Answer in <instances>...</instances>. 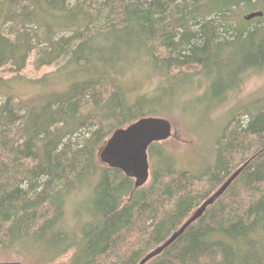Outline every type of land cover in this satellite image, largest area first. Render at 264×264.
<instances>
[{"label": "trees", "instance_id": "16d2710c", "mask_svg": "<svg viewBox=\"0 0 264 264\" xmlns=\"http://www.w3.org/2000/svg\"><path fill=\"white\" fill-rule=\"evenodd\" d=\"M32 56L55 69L24 77ZM263 68L264 0H0V261L138 264L245 164L144 264H264V94L229 114L199 174L163 141L138 188L97 156L142 117L192 127Z\"/></svg>", "mask_w": 264, "mask_h": 264}, {"label": "rangeland", "instance_id": "374dc122", "mask_svg": "<svg viewBox=\"0 0 264 264\" xmlns=\"http://www.w3.org/2000/svg\"><path fill=\"white\" fill-rule=\"evenodd\" d=\"M252 19L254 22L255 19ZM33 58L32 56L27 61L26 67L21 72L24 77H40L44 73L55 69V67L50 66L38 70L34 68ZM202 85V81L196 80L192 91H196ZM150 86L153 85L151 84ZM263 94L264 68L261 70H247L240 76L237 87L229 91L224 104L216 111L212 112L209 116L202 114L201 111L188 116L189 121H192V127H188L181 120L169 119L172 123V133L167 140L163 141L167 152L176 158L182 169L188 170L193 174H199L210 163L211 156L209 155V151L213 140L221 133L224 126H228L229 114ZM186 98L187 96L184 97V99ZM236 120H244V117L239 115ZM231 125L229 124V126ZM12 257L13 261L25 262L15 255ZM71 259V255L68 254L50 264H70Z\"/></svg>", "mask_w": 264, "mask_h": 264}, {"label": "water", "instance_id": "95a60500", "mask_svg": "<svg viewBox=\"0 0 264 264\" xmlns=\"http://www.w3.org/2000/svg\"><path fill=\"white\" fill-rule=\"evenodd\" d=\"M262 16L261 11H252L244 15L250 20ZM172 123L168 118L160 116H146L137 119L129 125L115 129L99 148L97 156L100 163L111 168L121 170L126 176L134 180V188L141 187L149 179L148 148L154 142H162L171 136ZM243 164L192 214L182 226L161 246L153 249L138 264L158 254L172 239L178 236L185 227L194 221L211 204L236 177ZM0 264H28L22 261H0Z\"/></svg>", "mask_w": 264, "mask_h": 264}, {"label": "bare ground", "instance_id": "6f19581e", "mask_svg": "<svg viewBox=\"0 0 264 264\" xmlns=\"http://www.w3.org/2000/svg\"><path fill=\"white\" fill-rule=\"evenodd\" d=\"M194 211H195V210H194ZM194 211H193V212H194ZM137 226H138V225H137Z\"/></svg>", "mask_w": 264, "mask_h": 264}]
</instances>
